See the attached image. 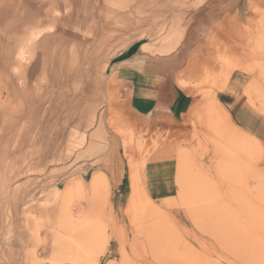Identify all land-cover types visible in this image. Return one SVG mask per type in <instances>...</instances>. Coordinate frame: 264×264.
Segmentation results:
<instances>
[{"label":"rangeland","instance_id":"1","mask_svg":"<svg viewBox=\"0 0 264 264\" xmlns=\"http://www.w3.org/2000/svg\"><path fill=\"white\" fill-rule=\"evenodd\" d=\"M0 264H264V0H0Z\"/></svg>","mask_w":264,"mask_h":264},{"label":"crops","instance_id":"2","mask_svg":"<svg viewBox=\"0 0 264 264\" xmlns=\"http://www.w3.org/2000/svg\"><path fill=\"white\" fill-rule=\"evenodd\" d=\"M144 60L134 69L125 70L130 82L120 94L127 101L130 112L136 117L149 119L164 114L171 117L181 115L190 104L189 94L169 74L153 67L156 60L150 57Z\"/></svg>","mask_w":264,"mask_h":264},{"label":"bare ground","instance_id":"3","mask_svg":"<svg viewBox=\"0 0 264 264\" xmlns=\"http://www.w3.org/2000/svg\"><path fill=\"white\" fill-rule=\"evenodd\" d=\"M36 33H37V34L33 33V34L31 35V37L34 38L35 35H38V32H36Z\"/></svg>","mask_w":264,"mask_h":264}]
</instances>
